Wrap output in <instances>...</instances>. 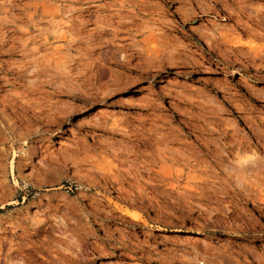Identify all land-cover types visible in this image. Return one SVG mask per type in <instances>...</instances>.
<instances>
[{
  "label": "rangeland",
  "instance_id": "1",
  "mask_svg": "<svg viewBox=\"0 0 264 264\" xmlns=\"http://www.w3.org/2000/svg\"><path fill=\"white\" fill-rule=\"evenodd\" d=\"M121 1L0 0V264H264V205L226 194L225 170L218 174L212 157L194 146L219 152L228 131L264 147V52L246 69L247 55L228 56L219 36L237 37L236 22L248 20L247 8L264 10V0H150L154 16L137 24ZM253 29L245 36L264 48V27ZM153 41L157 59L148 51ZM6 67L17 68L26 85H46L49 77L47 94L26 99L56 117L22 123L14 115L23 109H5L6 95L23 91ZM79 83L83 91L74 92ZM116 123L167 135L170 156L180 158L172 162L167 151L156 167L169 168L177 188L142 169L151 202L136 201L129 183L131 192L109 189L99 166L126 169L114 152L133 145ZM18 133L27 136L18 142ZM219 161L239 173L233 157ZM194 187L204 194L192 196Z\"/></svg>",
  "mask_w": 264,
  "mask_h": 264
},
{
  "label": "bare ground",
  "instance_id": "2",
  "mask_svg": "<svg viewBox=\"0 0 264 264\" xmlns=\"http://www.w3.org/2000/svg\"><path fill=\"white\" fill-rule=\"evenodd\" d=\"M8 1V0H7ZM56 1H68L70 3H73V4H90L91 2H95L97 0H56ZM109 2V1H108ZM120 2V1H119ZM132 2V3H131ZM122 3V7L124 6H129V7H132V11L134 13V16L131 18V22L132 23H135L137 24L138 22V18H147L148 17H152L151 15L154 16V13L156 11V6L154 5V2H151L150 0H122L121 1ZM165 3L169 6V4H172L174 3L173 0H165ZM99 4V3H98ZM114 4V3H113ZM64 6V5H63ZM72 6V5H71ZM104 6V5H102ZM112 6V5H111ZM120 6V5H119ZM160 6V5H159ZM172 6V5H171ZM55 7V5H54ZM80 7V6H79ZM64 8V7H63ZM74 8V7H73ZM111 8V7H110ZM120 8V7H119ZM243 9V8H242ZM62 10V8H61ZM66 10V9H65ZM74 9L71 10V8H69V12L73 11ZM131 10V9H130ZM249 9L247 8V10L242 11L244 12L247 16H248V20L246 22H243L241 19V21L243 22H236V26L238 29H241V33H239L237 35V37L233 38V39H228L224 34H219L220 38L222 39L223 43L225 45H227V48H225L227 51V55L228 56H241V55H247L248 58H246L245 60L241 61L243 66L244 64H247L245 65L244 68L246 69H250L251 67V63L250 62H255L256 58L258 55H262V53L264 52V48L262 49H257L255 47V45L252 44V40L251 39H248V34L245 36V34L248 32H252L254 29V25L255 26H258V27H264V10H261V9H254V10H250L248 11ZM64 12V10H62ZM67 11V10H66ZM67 11V12H68ZM240 11V12H241ZM60 12V11H59ZM66 12V13H67ZM68 12V13H69ZM70 12V13H71ZM65 13V12H64ZM65 13V14H66ZM17 14V13H16ZM238 14V13H237ZM55 15V14H54ZM244 15V14H243ZM50 16V15H49ZM68 16V15H67ZM42 17V16H41ZM44 17V16H43ZM46 18V17H45ZM48 18V17H47ZM11 19V18H10ZM142 19V20H143ZM140 20V21H142ZM145 20V19H144ZM158 21V20H157ZM11 22H13V20H8V24L7 26L11 25ZM145 22V21H144ZM142 22V23H144ZM1 23V22H0ZM155 23V22H154ZM3 24V23H2ZM71 24V23H70ZM100 24V23H99ZM139 25V24H138ZM141 25V24H140ZM145 28L146 25L142 24ZM5 26V25H4ZM71 26V25H70ZM143 26H141L140 28V31H143L144 28H142ZM157 27V26H156ZM136 28V27H135ZM147 28V27H146ZM66 29V28H65ZM143 29V30H142ZM9 30V29H7ZM157 30V29H156ZM228 30V29H227ZM251 30V31H250ZM256 30V28H255ZM132 31V30H131ZM137 31V29L135 30ZM258 31V30H257ZM2 32V31H1ZM139 32V29L138 31ZM237 32V31H236ZM256 32V31H255ZM46 33V32H45ZM212 33V32H211ZM238 33V32H237ZM236 33V34H237ZM254 33V32H253ZM131 34V33H130ZM252 34V33H251ZM133 35V34H132ZM214 35V34H213ZM250 35V34H249ZM261 35V34H260ZM134 36V35H133ZM211 36V35H210ZM252 37V35H250ZM216 37V36H215ZM158 38V37H157ZM134 39V38H133ZM211 39V38H210ZM218 39V38H216ZM137 40V39H136ZM209 40V39H207ZM212 41V39H211ZM155 41H153L154 43ZM209 42V41H208ZM213 42V41H212ZM160 43V41H159ZM162 43V41H161ZM210 43V42H209ZM213 44V43H212ZM140 45V44H139ZM156 47L153 46V48H151L149 51V53L151 54V56H156V54L159 55V48H160V44H155ZM159 48H158V46ZM215 45V44H214ZM23 46V45H22ZM211 46V44H210ZM218 46V45H217ZM216 46V47H217ZM162 47V46H161ZM22 48V47H21ZM212 48L213 45H212ZM221 48V47H220ZM11 49V48H10ZM134 49V48H133ZM216 50V48H214ZM218 49V47H217ZM164 50V49H163ZM162 50V51H163ZM224 51V50H223ZM59 52V51H58ZM57 52V53H58ZM61 52V50H60ZM132 52V51H131ZM142 52V50H141ZM216 53V51H214ZM219 52V51H218ZM224 52V53H226ZM121 53V52H120ZM126 53V52H125ZM146 53V52H145ZM163 54V52H161ZM165 53V52H164ZM169 53V52H168ZM61 54V53H60ZM65 54V53H63ZM148 54V53H147ZM219 54V53H218ZM223 54V53H222ZM221 54V55H222ZM52 55V54H51ZM56 55V54H55ZM66 55V54H65ZM135 52L131 53V57L134 59H136L138 56H135ZM157 55V56H158ZM161 55V54H160ZM243 55V56H244ZM150 56V55H149ZM157 56L154 57V59L156 58L157 59ZM264 56V55H262ZM169 57V56H168ZM61 58V57H60ZM66 58V57H65ZM63 57L62 60H60L58 63V67H60L63 63H64V59ZM127 58V57H126ZM160 58V56L158 57ZM162 58V57H161ZM232 58V57H231ZM151 59V58H150ZM166 59V58H165ZM174 60V58H172ZM227 59V57H226ZM229 59V58H228ZM227 59V61H228ZM261 59V58H260ZM66 60V59H65ZM129 60V59H128ZM144 60V59H143ZM146 60V59H145ZM161 60V59H160ZM237 60V59H236ZM147 61V60H146ZM168 61V60H167ZM232 61V60H231ZM234 61V60H233ZM232 61V62H233ZM239 61V60H237ZM239 61V62H240ZM142 62V61H141ZM153 62V61H152ZM163 63V61H161ZM231 62V63H232ZM49 63V62H48ZM47 63V64H48ZM51 63V62H50ZM49 63V64H50ZM125 63V62H124ZM233 63H236V62H233ZM46 64V65H47ZM129 64V63H128ZM150 64V63H148ZM42 65V64H41ZM53 65V64H52ZM160 65V64H159ZM11 66V65H10ZM56 66V65H55ZM65 66V65H63ZM162 66V65H161ZM15 67V66H14ZM19 67V66H18ZM46 67V66H45ZM131 67V66H130ZM160 67V66H159ZM7 68V67H6ZM10 68V67H9ZM57 68V67H56ZM46 69V68H45ZM144 69V68H143ZM47 70V69H46ZM58 70V69H57ZM141 70V69H140ZM39 72H41L40 70H38ZM61 71V70H60ZM63 71V70H62ZM7 72L8 73H11L13 75V79H17L15 81H12L10 82L11 85H13L14 87L18 86V87H23V91L21 93L19 92H14L12 93V91L9 92L8 95H6L7 97H10V99H7V103L5 104V109H12L14 113L15 111H17V108L19 109H23L24 112H22L23 110H21L20 113H17L16 115H14L15 117H17V119L19 121H21L22 123L23 122H26V121H34V122H37V123H41V124H44L45 122H48L50 120V118L52 117V115L50 114V112H48L49 110H47V108L45 109V103H40L41 101H37L39 100V98H35L37 99V103L38 104H41L42 106H39V107H35L33 106L34 103L36 102H29V100L26 99V96L29 98L30 95H35L37 93H42L43 90H45V88L43 89V87H45L46 85L48 86V88H51L48 84H49V77L46 79L48 80H45L47 81L48 84L44 85V84H41L43 83V81H40L38 79H35L36 80H29V82L31 83V85L27 84L26 83H23L21 80L22 77H21V73L18 72V69H12L11 67V70H9L7 68ZM6 72V73H7ZM39 72H36V73H39ZM43 72V74H42ZM41 72L42 75H44V69L43 71ZM5 73V71H4ZM20 73V74H19ZM40 74V76H41ZM50 74V73H49ZM52 74V73H51ZM48 75V74H47ZM46 76V74L44 75ZM52 76V75H51ZM7 77V76H6ZM9 77V76H8ZM7 77V78H8ZM4 78V77H3ZM24 78V77H23ZM42 78V76H41ZM1 79V78H0ZM10 79V78H9ZM26 79V78H25ZM30 79V78H29ZM45 79V78H44ZM5 80V79H4ZM42 80V79H41ZM80 80V79H79ZM10 81V80H9ZM8 81V82H9ZM44 81V83H46ZM4 83H6L5 81H3ZM27 82V81H26ZM53 82V80L51 81ZM61 83V82H60ZM59 83V85H61ZM54 84V82L52 83ZM44 85V86H43ZM63 85H65L63 83ZM73 85V84H72ZM12 86V87H13ZM54 87V86H52ZM62 87V85H61ZM82 85L79 83V84H75L73 85V88H70V89H73V90H77V91H74V92H81L83 91V87ZM55 88V87H54ZM57 88V87H56ZM58 88H60L58 86ZM64 88V87H63ZM63 88H60L62 90H64ZM20 89V88H19ZM13 90V89H12ZM15 90V89H14ZM13 90V91H14ZM17 90V89H16ZM15 90V91H16ZM56 90V89H54ZM58 90V89H57ZM56 90V91H57ZM62 90H58L57 92L59 91H62ZM18 91V90H17ZM47 91V90H46ZM45 91V93H46ZM51 91V90H50ZM49 91V92H50ZM84 91H85V87H84ZM8 93V92H7ZM44 93V92H43ZM44 93V94H45ZM52 93V92H50ZM47 94V93H46ZM41 95V94H40ZM42 97V96H41ZM33 101V100H31ZM4 103V100L2 101ZM2 103V104H3ZM47 105V104H46ZM49 106V105H48ZM51 108V107H49ZM16 109V110H15ZM103 110V109H102ZM99 112H104V111H99ZM98 112V113H99ZM31 113V114H30ZM59 114V113H58ZM61 114V112H60ZM13 116V117H14ZM55 116V115H53ZM56 117V116H55ZM58 117V116H57ZM14 119V118H13ZM53 119V118H51ZM57 119V118H56ZM9 123V122H8ZM15 123V122H14ZM117 124V123H116ZM121 124H117V129H114L115 131L117 130V132H121L124 136V138L127 139V141H132V146L131 145H127V148H125V150H122V152L120 153H116V156L117 158L120 160L119 161V165H128V167L126 169H120V167H118L119 169H117V172L112 169V167H110L109 171H104V166H99V171H102L101 173V177L102 179L105 180V182L107 184H109L111 187H109L110 190H115L116 188V185H118V188L120 186V191L124 189L126 190V188L128 187H125L124 185L126 183H129L130 186H129V189L131 188V191L130 190H126L127 192H131L130 194L132 193H135L136 191H138V193L135 194L134 196V199L136 201H141V202H151V198L149 199L148 197H146V195L144 194V187L145 185H141L139 182L140 181V176H141V172H142V169L143 170H148L150 171V174L153 175V177L157 178L158 180L162 181V183L164 185H169L170 188L172 187L173 189L174 188H177L178 185L176 184V181L173 182H169V179L172 178L170 177L172 175V172L171 170H169V168H166V167H161V168H157L156 167V164H157V160L158 159H163V160H167L168 158V154H167V151L169 150L168 149V144H167V135L165 134H161L159 135V137H155L154 134L152 133H144V132H140V130H135V129H131L129 128L128 126H122V127H119ZM11 126V125H10ZM209 129V128H208ZM155 131V130H154ZM14 132V131H13ZM15 133V132H14ZM17 133V132H16ZM15 133V134H16ZM158 133V132H157ZM166 133V132H165ZM250 134V133H249ZM18 142L21 140V139H24L26 136H21L19 133H18ZM29 135V134H28ZM17 136V135H16ZM223 136V135H222ZM125 141V139H124ZM169 141V140H168ZM16 143V142H15ZM205 143V142H204ZM218 144V142H217ZM207 145V144H206ZM219 145V152H214L212 149H209V147H205L204 144H202V142L200 143L199 141H196V143L194 144L195 147L201 149L203 151V155H206L208 157H212L213 159V163L216 164V166H218V169H220L218 172V174H225L226 175V179H225V182H224V185L221 187L222 189L225 190L226 194L229 193L230 190L234 191L235 193V197L238 199V200H244V201H251L253 203H256V205L259 207H262V205H264V164L262 165L261 163V167L259 166L260 169H257V164L259 162V160L261 161L262 159L259 158V154L261 153L262 151V148H264L261 144V142H255V143H250V142H245L244 140H241V138H234L232 135L229 134V132H224V142L218 144ZM193 146V145H192ZM122 147V146H121ZM155 147V148H154ZM153 148H154V151H153ZM170 148V147H169ZM214 148V147H213ZM120 149V148H119ZM123 149V148H122ZM147 149H150V152H146ZM152 149V150H151ZM168 149V150H167ZM174 149V148H173ZM118 150V149H117ZM179 150V149H178ZM181 150V149H180ZM148 151V150H147ZM172 151V150H170ZM170 151L169 152V156H170ZM201 151V152H202ZM264 151V150H263ZM144 152L147 153V156L150 158L149 160L147 159H143L144 157ZM180 152V151H179ZM174 153V152H173ZM172 153V156H170L172 158V162H174L177 158H180V157H176V159L173 161V155ZM187 153V152H186ZM183 154L179 155L181 157H184V156H188L187 154ZM193 153V152H192ZM108 154V153H107ZM175 154V153H174ZM190 154V153H189ZM178 156V155H177ZM92 157V156H91ZM169 157V159H170ZM189 157V156H188ZM187 157V158H188ZM231 157H233V159L236 161L235 163V166L234 165H231L232 168L233 166L235 168H237L239 171L238 174L235 173V171L233 172L231 169L228 170L227 168L223 169V163L219 160H229L231 159ZM145 158V157H144ZM175 158V157H174ZM185 158V157H184ZM183 158V159H184ZM190 158H193V157H189ZM264 158V157H263ZM90 159V158H89ZM94 159V158H93ZM182 159V158H181ZM180 159V160H181ZM196 160V159H195ZM204 160V159H202ZM194 161V160H193ZM177 162V161H176ZM189 163H191L192 161H188ZM221 162V163H220ZM262 162V161H261ZM110 164V162H108ZM112 164V163H111ZM115 165V164H114ZM117 166V165H115ZM172 166V165H171ZM178 166V165H177ZM192 166V165H191ZM95 167V166H94ZM229 167V166H228ZM206 168V166H205ZM212 168V167H211ZM257 169V170H256ZM94 170V169H93ZM224 170H225V173H224ZM236 170V169H235ZM92 171V170H91ZM104 171V172H103ZM249 172H252L254 175L253 177H250L249 175L247 176V174ZM97 173V172H96ZM100 174V173H99ZM140 174V176H139ZM219 176V175H218ZM224 176V175H223ZM96 177V176H95ZM170 177V178H169ZM224 180V179H223ZM135 183H134V182ZM205 181H208V179H205ZM204 181V182H205ZM179 182V181H178ZM177 182V183H178ZM203 182V180H202ZM206 182V183H208ZM213 181H211L212 183ZM128 184V185H129ZM138 184V185H137ZM243 184V185H242ZM216 187V186H215ZM147 188V187H146ZM180 188V187H179ZM60 189V187H59ZM133 189V190H132ZM211 189V188H210ZM220 189V188H219ZM180 190V189H179ZM126 192V193H127ZM184 192V191H182ZM186 192V191H185ZM252 192L256 193L255 196L253 198H251L252 196ZM120 193V192H119ZM189 193V192H188ZM202 193V192H201ZM201 193L198 192V189L196 187L193 188V190L191 191V194L192 196L193 195H200ZM190 194V193H189ZM188 194V195H189ZM204 194V193H202ZM201 194V195H202ZM187 195V196H188ZM191 196V197H192ZM163 197V196H162ZM169 198V197H168ZM172 198V197H170ZM174 199V198H173ZM167 200V199H166ZM178 201V200H177ZM176 200H167L165 204L167 205H175V203L177 202ZM153 202V200H152ZM180 202V201H179ZM247 202V203H248ZM182 204V203H181ZM177 205V204H176ZM180 205V204H179ZM184 208V207H183ZM225 211H226V214L228 215V218H231V213L234 212L233 209H230V206H226L225 208ZM130 212H128V215H129ZM130 215H132V213H130ZM134 216H136L134 213H133ZM227 218V219H228ZM225 219V218H224ZM240 228V227H239ZM205 244L206 245H209L208 244V241H205Z\"/></svg>",
  "mask_w": 264,
  "mask_h": 264
}]
</instances>
